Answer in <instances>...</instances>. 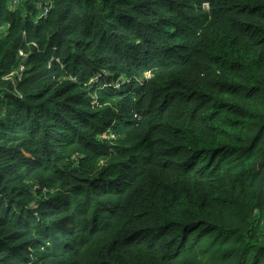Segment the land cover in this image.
I'll use <instances>...</instances> for the list:
<instances>
[{
    "label": "trees",
    "instance_id": "trees-1",
    "mask_svg": "<svg viewBox=\"0 0 264 264\" xmlns=\"http://www.w3.org/2000/svg\"><path fill=\"white\" fill-rule=\"evenodd\" d=\"M0 264H264V0H0Z\"/></svg>",
    "mask_w": 264,
    "mask_h": 264
},
{
    "label": "built area",
    "instance_id": "built-area-1",
    "mask_svg": "<svg viewBox=\"0 0 264 264\" xmlns=\"http://www.w3.org/2000/svg\"><path fill=\"white\" fill-rule=\"evenodd\" d=\"M203 7L206 8V9L208 8V2H207V1L203 2ZM44 10H46L45 7H44ZM148 76H149V74H147V77H148ZM117 85H118V83H115L113 86L118 87Z\"/></svg>",
    "mask_w": 264,
    "mask_h": 264
},
{
    "label": "rangeland",
    "instance_id": "rangeland-1",
    "mask_svg": "<svg viewBox=\"0 0 264 264\" xmlns=\"http://www.w3.org/2000/svg\"><path fill=\"white\" fill-rule=\"evenodd\" d=\"M16 1V0H15ZM146 75H147V73H146ZM95 80V78H93L91 81H94ZM115 83H117V82H115Z\"/></svg>",
    "mask_w": 264,
    "mask_h": 264
},
{
    "label": "bare ground",
    "instance_id": "bare-ground-1",
    "mask_svg": "<svg viewBox=\"0 0 264 264\" xmlns=\"http://www.w3.org/2000/svg\"><path fill=\"white\" fill-rule=\"evenodd\" d=\"M148 73V72H147Z\"/></svg>",
    "mask_w": 264,
    "mask_h": 264
}]
</instances>
